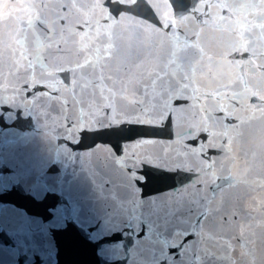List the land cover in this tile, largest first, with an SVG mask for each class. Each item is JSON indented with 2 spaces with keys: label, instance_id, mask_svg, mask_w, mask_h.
I'll use <instances>...</instances> for the list:
<instances>
[{
  "label": "snow or ice",
  "instance_id": "obj_1",
  "mask_svg": "<svg viewBox=\"0 0 264 264\" xmlns=\"http://www.w3.org/2000/svg\"><path fill=\"white\" fill-rule=\"evenodd\" d=\"M113 3L151 9L162 25L135 21L137 36L147 33V55L133 59L129 52L115 68L116 29L135 20L128 11L116 19L104 0H23L19 6L0 0V91L6 93L0 102L38 108L69 135L103 119L152 125L171 117L177 147H165L168 159L157 167L171 163V170L192 174L187 183L160 198L140 196L139 169L160 161L148 153L147 146L158 143L153 139L125 144L120 155L105 149L110 155L98 159L113 174L117 209L132 228L130 264H264V0H199L191 8L186 0ZM205 5L229 15L205 12ZM249 9L258 11L232 19ZM214 22L233 37L230 50L248 53L246 58L232 61L226 53L205 61L202 48L199 59L192 58L188 50L199 44L189 37L198 41ZM146 63L151 66L144 68ZM62 72L72 74L70 83L59 77ZM36 85L48 90L36 92ZM243 96L257 103L238 107ZM180 100L190 103H174ZM210 149L219 155L209 156Z\"/></svg>",
  "mask_w": 264,
  "mask_h": 264
},
{
  "label": "water",
  "instance_id": "obj_2",
  "mask_svg": "<svg viewBox=\"0 0 264 264\" xmlns=\"http://www.w3.org/2000/svg\"><path fill=\"white\" fill-rule=\"evenodd\" d=\"M22 2L11 0L17 6ZM186 2L191 8L199 0ZM211 2L218 3L219 0ZM245 2L238 0V3ZM104 7L116 19L123 11H128L135 18L116 29L119 52L112 62L113 68L129 52L133 59L136 56L144 59L148 52L147 33L141 32L137 36L135 21L142 20L161 27L156 14L151 9H125L122 5H115L113 0H104ZM204 11L229 15L227 9H209L207 5ZM246 11L258 10H240L232 19L241 18ZM196 15L204 18L198 13ZM209 19L211 21V17ZM77 27L83 30L79 25ZM224 27L218 22L210 23L204 26L198 41L195 35L189 37L190 41L199 44V48L188 50L192 58L199 59L200 48L204 50L205 61L209 55L220 60L226 53L228 60L246 58L248 53L230 50L233 37L222 30ZM178 34L183 40L184 29H179ZM153 44L159 45V41L153 38ZM165 48L162 58L166 61L170 47L166 44ZM152 51L155 56L158 48L154 47ZM63 66L69 67L67 64ZM150 66L146 63L144 68ZM143 70L133 68L135 73ZM59 77L70 83L72 74L62 72ZM47 90L41 85L34 88L36 92ZM0 95L6 93L0 91ZM41 102L47 103L43 98ZM174 103L188 104L190 101ZM256 103L255 97L243 96L237 106ZM105 112L110 114V110ZM121 121L110 123L103 119L98 123H85L78 125L69 135L63 124L58 126L45 119L38 108L10 100L0 102V264H130L128 252L135 240L128 219L117 209L113 174L98 161L110 155L105 149L120 155L125 144L140 139L158 142L147 146V149L149 154L158 155L160 161L145 163L138 172L143 176V180L137 182L142 198H160L193 176L183 170H171V163L157 167V163L168 159L165 147H177L173 143L176 129L171 117L152 125L125 122L123 118ZM71 126L70 123L67 127ZM253 140L255 144L260 143L259 132ZM169 155H174V152L170 151ZM208 155L219 153L210 149ZM211 178L209 175L208 179ZM139 234L143 235V232Z\"/></svg>",
  "mask_w": 264,
  "mask_h": 264
}]
</instances>
